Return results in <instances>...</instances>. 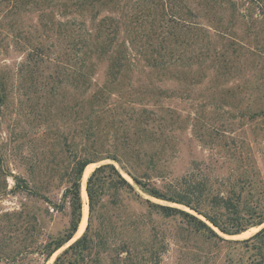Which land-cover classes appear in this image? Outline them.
Masks as SVG:
<instances>
[{
    "label": "rangeland",
    "instance_id": "1",
    "mask_svg": "<svg viewBox=\"0 0 264 264\" xmlns=\"http://www.w3.org/2000/svg\"><path fill=\"white\" fill-rule=\"evenodd\" d=\"M108 1L99 20L111 18L118 26L113 42L127 41L133 46L130 53L134 58L142 56L150 44L153 56L173 65L152 69L146 66L148 57H142L133 67L110 78L105 76L106 62L97 63L93 58L91 83L104 85L116 79L114 85L123 97L113 95L97 105L115 103V109L110 108L103 120L89 117L90 105L83 99L90 83L78 77L75 69L74 26L84 22L89 28V17L63 16L59 8L65 4L63 0H0V79L5 86L0 107V210L33 206L30 215L43 216L46 234L61 233L68 217L53 212L43 201H33L32 192L59 202L66 186L61 175L77 157L109 158L88 165L92 166L88 177L97 167L112 164L141 199L179 208L201 219L188 208L142 193L122 168L137 176H150V185L161 189L185 174L193 161L203 163L212 180L227 176L232 167L228 95L209 82L212 69L194 67L188 72L181 66L210 41L218 50V34L224 33L229 42L256 55L264 44V0ZM188 26L192 29L189 32ZM233 67L231 74H236L237 67ZM113 113L119 117L109 121ZM254 155L263 171L257 148ZM112 156L119 157L120 163L111 160ZM108 195L103 197L105 206L97 214L94 229L104 230L107 221L114 228V234L108 235L111 244L136 248L132 262L123 264H155L157 256L160 264L195 262L193 254L202 243L188 236L178 219L161 218L152 212L146 215V205L127 190L113 194L117 200L114 207L106 204L111 199ZM87 221L88 210L83 231L69 244L83 235ZM256 232L257 228H251L239 236L223 237L243 240ZM69 244L46 264H52Z\"/></svg>",
    "mask_w": 264,
    "mask_h": 264
},
{
    "label": "trees",
    "instance_id": "2",
    "mask_svg": "<svg viewBox=\"0 0 264 264\" xmlns=\"http://www.w3.org/2000/svg\"><path fill=\"white\" fill-rule=\"evenodd\" d=\"M63 2L65 4H60L59 7L63 16L86 15L90 20L89 28L86 29L84 22H81L74 26L73 33V46L77 55L76 75L85 78V81L89 80L90 83L86 98L83 99L90 105V118L94 116L104 120L109 111L115 109V103L99 108L102 100L105 104L107 99H111L110 96L117 95L116 97L123 98L116 89L117 85H114L116 79L113 83L105 81L104 85L91 83V78L95 75V60L97 63L106 62L105 76L110 78L121 74L126 68L133 67L142 57L144 60L148 57L145 63L152 69L173 65L171 61H165L161 56H153L150 44L142 56L134 58L130 53L133 46H129L127 41L113 42L118 26H115L111 18L99 20L101 8L109 2L108 0ZM191 30L190 26L186 29L188 32ZM218 35H221L218 50L212 48L213 43L210 41L206 46L202 45L194 57L187 58L181 68L191 72L194 67L203 69L207 66L213 70L209 82H212L214 89L221 88L228 95L232 121L229 132L233 134L230 142L232 167L228 175L215 176L212 180L202 168L204 164L193 161L185 174L170 180L159 189L150 185L153 184L150 182V176L145 174L137 176L132 171L122 168L142 193L188 208L204 220L179 208L141 199L115 166L104 164L97 167L86 182L88 221L83 235L65 248L52 264L132 262L136 248L111 244L108 235L114 234V228L107 221L104 230L94 229L97 214H101L100 210L105 206L103 197L110 194L111 199L106 204L114 207L117 200L113 194H118L121 190H127L146 205V215L150 216L152 212L161 218L178 219L184 225L188 236L193 237L199 244L202 243L198 252L193 254L195 262L191 264H264V44L256 55L248 54L244 48L229 42L225 33ZM85 62L88 65L85 66ZM233 65L237 67L236 74H231ZM157 91L159 94L164 93L163 90ZM4 100L5 86L0 79V107ZM75 107L78 105L75 104ZM117 117L119 114L113 113L109 121ZM126 120L129 118L126 117ZM255 148L262 160L263 171L258 167L254 155ZM112 157L111 160L120 163L119 157ZM105 159L94 160L83 156L75 158L61 175L66 186L59 202H52L32 192L33 201H43L53 212L65 213L68 217L67 227L57 235L43 232V216L30 215L33 206L22 204L19 210L11 212L0 210V235H4L0 239V264H46L56 252L69 244L82 218L83 173L88 165ZM160 172L161 170L156 174ZM24 189L30 192L28 186ZM46 213H50L49 210H46ZM101 222L103 223V220ZM260 226L263 227L247 239L231 240L223 237L239 236L251 228ZM205 249L211 250L213 255L210 256V252ZM150 253L153 257L157 256L152 249ZM156 258L155 264H160V258L158 256Z\"/></svg>",
    "mask_w": 264,
    "mask_h": 264
},
{
    "label": "bare ground",
    "instance_id": "3",
    "mask_svg": "<svg viewBox=\"0 0 264 264\" xmlns=\"http://www.w3.org/2000/svg\"><path fill=\"white\" fill-rule=\"evenodd\" d=\"M91 168H92V166H87L84 173H83V176H82L83 181H82V186H81V195H82V201H83V207H82V214L83 215H82V220L79 224L78 230L76 232V235L80 234L83 231V228L85 226V216L87 214L88 208H87V196H86V193L84 190V182H85L86 178L88 177V175L91 171Z\"/></svg>",
    "mask_w": 264,
    "mask_h": 264
},
{
    "label": "water",
    "instance_id": "4",
    "mask_svg": "<svg viewBox=\"0 0 264 264\" xmlns=\"http://www.w3.org/2000/svg\"><path fill=\"white\" fill-rule=\"evenodd\" d=\"M88 179V178H87ZM87 181V180H86ZM85 193H86V184H85ZM86 196H87V193H86ZM87 206H88V197H87ZM189 210V209H188ZM212 226V225H211ZM264 226V225H263ZM263 226H260L259 228H257V231H259ZM73 243V242H72ZM70 245V244H69ZM68 247V246H67Z\"/></svg>",
    "mask_w": 264,
    "mask_h": 264
}]
</instances>
